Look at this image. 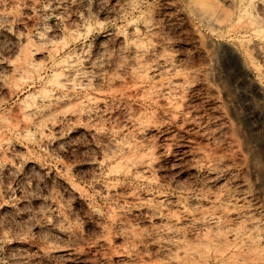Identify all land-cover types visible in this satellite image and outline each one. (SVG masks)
<instances>
[{
    "label": "rangeland",
    "instance_id": "1",
    "mask_svg": "<svg viewBox=\"0 0 264 264\" xmlns=\"http://www.w3.org/2000/svg\"><path fill=\"white\" fill-rule=\"evenodd\" d=\"M212 1L217 28L198 0H0V264H191L176 243L225 207L264 264V26L239 29L264 0ZM25 45L40 81L13 77ZM49 49L78 58L67 89ZM42 89L66 99L38 131L19 114Z\"/></svg>",
    "mask_w": 264,
    "mask_h": 264
},
{
    "label": "bare ground",
    "instance_id": "2",
    "mask_svg": "<svg viewBox=\"0 0 264 264\" xmlns=\"http://www.w3.org/2000/svg\"><path fill=\"white\" fill-rule=\"evenodd\" d=\"M198 1H200L198 4H196L197 6H198V8L200 9L201 8V10H200V16H201V18H202V20L204 21V22H206L209 26H215L216 28L217 27H219V25H220V23H221V20L219 19V16H220V14H218V8H216L214 5H216V4H211V3H209L210 1H212V0H210L209 2H208V0H198ZM229 1H231V3L234 1H232V0H229ZM213 2V1H212ZM214 3H215V1H214ZM234 4V3H233ZM129 6V5H128ZM132 5H130V8H132V7H134V6H132ZM195 8V7H194ZM196 9V8H195ZM199 9H196V10H198L199 11ZM221 10V9H220ZM127 11H128V9H127ZM197 11V12H198ZM199 13V12H198ZM252 14V13H251ZM255 17V16H254ZM220 20V21H219ZM244 21V20H243ZM136 22V21H135ZM246 23V22H245ZM141 25H143V22H142V24ZM242 26H244V23H243V25ZM242 26H240V28L239 29H244V31L245 30H252L253 32H255L256 33V31H257V34H258V32H259V30H260V28L262 27V26H264V25H262V23H261V21H259V20H257L256 18L254 19V18H252V19H249L248 20V22L246 23V26H244V27H242ZM136 27V25L134 26V27H132V28H134V29H137V28H135ZM138 27V26H137ZM146 27V26H145ZM144 27V28H145ZM148 28V27H147ZM149 29V28H148ZM234 30V29H233ZM262 30H264V29H262ZM252 31H251V33H252ZM136 32V31H135ZM233 32V31H232ZM247 32V31H246ZM254 33V34H255ZM228 34V33H227ZM38 38V40L39 39H41V38H39L40 37V33L39 34H37V32H36V34H35ZM34 35V36H35ZM27 36V35H26ZM256 37V36H255ZM20 39V38H19ZM24 39V38H23ZM26 41V40H25ZM27 43L29 42V40L27 39V41H26ZM26 43V44H27ZM125 43V42H124ZM126 43H127V41H126ZM128 44V43H127ZM126 44V45H127ZM48 48V47H47ZM52 48V47H51ZM139 48H141V47H139L138 46V44L136 43V42H131V43H129L128 44V46H127V49H131V50H133L135 53H133L134 55H136V52H138V49ZM53 49H55V48H53ZM247 49V48H246ZM258 49H259V47H258ZM53 50H48L47 51V53H45V55H47V57H48V59H53V56L56 54H53L54 52H52ZM129 51V50H128ZM258 52H259V50H257ZM38 53V50L37 49H34V48H31V46H29V45H25V47H23L21 50H20V53H19V55H18V57H17V59H15V61H12L11 63H10V67H11V71H12V73H13V77H19V78H21V79H25L26 81L28 80V81H30V82H35V81H40L41 80V69H40V65L35 61V59H34V56L36 55ZM131 53V52H130ZM142 54H143V52H141ZM257 53V52H256ZM258 54V53H257ZM69 55V54H68ZM142 56V55H141ZM260 56H261V54H260ZM262 56H264V54H262ZM133 57V56H132ZM137 58L138 57H140V56H136ZM76 57H74V56H72V54L71 55H69V56H67V57H65V58H62L61 60H54L53 59V64L55 65V66H60V70H61V74H57V75H60L59 76V78L57 79L56 78V80H54V82L53 83H51V86H56V87H59L60 89L61 88H66L67 86L69 87V85H70V82L72 81V77H73V79H74V74H76V71H77V61H78V58H76ZM134 58V57H133ZM136 58V59H137ZM83 59V58H82ZM81 60V59H80ZM79 60V61H80ZM138 60V59H137ZM140 60V59H139ZM169 61V60H168ZM136 62V61H135ZM138 62V61H137ZM137 62H136V64H137ZM130 63H131V61H130ZM146 63V62H145ZM9 64V63H8ZM135 64V65H136ZM142 64V63H141ZM82 65V64H81ZM131 65V64H130ZM132 66H133V64H132ZM131 66V67H132ZM138 67V66H137ZM136 67V68H137ZM144 68V66L142 65L141 66V68ZM153 67V66H152ZM139 68H140V66H139ZM138 68V69H139ZM146 69H143V70H141V73H147L149 70H147V67H145ZM149 69V68H148ZM79 71H80V69H78ZM78 71V72H79ZM82 71H84V70H82ZM81 71V72H82ZM144 71V72H143ZM147 71V72H146ZM258 71V70H257ZM131 74H138L136 71H135V68H134V66H133V69L131 70ZM136 72V73H135ZM139 72V71H138ZM261 72V71H260ZM262 73V72H261ZM80 74V73H79ZM140 75H142V74H140ZM82 76V75H81ZM144 76H147L146 74H144ZM136 78V77H135ZM141 78V77H140ZM53 79H55V76H54V78ZM143 79V78H142ZM78 80V79H77ZM162 80V79H161ZM76 81V80H75ZM78 81H80V80H78ZM51 82V81H50ZM76 83V82H75ZM169 83V82H168ZM167 83V84H168ZM47 84V83H46ZM48 84H50L49 82H48ZM76 85V84H75ZM80 85V84H79ZM83 85V84H82ZM173 85V84H172ZM51 86H50V88H51ZM74 86V85H73ZM169 86V85H168ZM18 87V86H17ZM16 87V88H17ZM71 87H72V85H71ZM75 87H78V85L77 86H75ZM160 87V86H159ZM172 87V86H171ZM170 87V88H171ZM74 88V87H73ZM154 88V87H153ZM164 88V87H163ZM169 88V87H168ZM173 89H174V87H172ZM172 88H171V90H172ZM67 89V88H66ZM78 89V88H77ZM162 89V88H161ZM70 90V89H69ZM75 90V89H74ZM79 90V89H78ZM168 90V89H167ZM146 91H148L149 92V90L148 89H146ZM160 91V90H159ZM165 91V90H164ZM173 91V90H172ZM174 92V91H173ZM156 93V92H155ZM36 94V93H35ZM148 94V93H147ZM172 94V93H171ZM173 95V94H172ZM172 95H170V96H172ZM68 98V97H67ZM176 98V97H175ZM65 97H63V96H57V95H54L53 93H52V91L51 90H46V89H42V90H39V92L37 93V95H32V96H29L28 98H27V100H29V102H30V100H31V102L30 103H28L27 101H25L24 102V107H22V106H20V108H21V112H20V118H21V120H23V121H26V122H28L29 123V125H32L33 127L34 126H36L37 128H38V131L40 130V131H42V128H41V126H40V121L43 119V118H45L46 116H48L49 114H51L52 112H54L55 110H56V108L59 106V105H61L62 103H64V101H65ZM169 99V98H168ZM67 101V100H66ZM27 102V103H26ZM26 103V104H25ZM18 110V109H17ZM14 119H16V117L14 118ZM18 120V119H17ZM2 121V120H1ZM9 122H10V120H9ZM13 122V121H12ZM26 124V123H25ZM7 125V124H6ZM10 125V124H9ZM16 126H17V123H16ZM15 126V127H16ZM22 126V125H21ZM11 127V126H10ZM35 127V128H36ZM29 128V127H28ZM41 135H42V133H41ZM2 144H1V140H0V146H1ZM3 146V145H2ZM137 147V146H136ZM135 147V148H136ZM132 148V147H131ZM0 149H1V147H0ZM134 150V149H133ZM136 163V162H135ZM132 165V164H131ZM216 198V197H215ZM223 207V206H222ZM216 210V209H215ZM212 211V212H209L208 210V212L207 211H205L206 213H202V212H204V211H202L201 213V215H202V218L201 219H199V218H197L198 219V221L199 220H201L202 222L200 223V221H199V223L200 224H203V223H206V224H208L209 225V227L210 226H212L213 228H214V230L212 229V231H210V229L211 228H207V229H209V232H206L205 234H203V236L201 237V240L199 241V246H198V249L196 248L197 247V245L195 246L194 245V247H195V249H192L193 247H192V245L191 244H185L184 245V243L183 244H180L181 243V241L179 242V243H176L175 241V243L176 244H179L180 246L181 245H183L184 247H189L188 245H190L191 247V249H187V250H184V248H183V252H184V254H182V255H186V256H188V258H193L192 259V261H190V259H189V261L190 262H192L191 264H206V261L208 260V259H210V258H212L213 260H217L218 261V263H216V264H242L243 262L238 258V255H240L239 253L240 252H242L241 250L239 251L238 249H241V247L244 245V244H246V245H248V244H251V245H253V246H250V247H252V248H254V249H257L256 248V246H257V242H258V240H260V237H259V232H258V230H256L255 231V229H256V226H257V224H256V222H257V220H256V222H254V221H249V222H251V223H249L250 224V228L249 229H247V227L249 226V225H247L246 227H244V225H242V227H244V228H241V225H239V227L240 228H229V230H227V231H224V230H222L223 228H225L226 226H225V223H227V221L225 222L224 221V217H226V215L228 214V213H230V211H229V208L227 209L226 207L225 208H223V209H221L220 211H218V212H216V211ZM217 210H219V209H217ZM186 211V210H185ZM211 211V210H210ZM194 218V217H193ZM193 218H191L192 219V221H193V223L195 222V220L197 221V219L195 218V220H193ZM226 218H228V217H226ZM225 218V219H226ZM252 218V217H251ZM197 221V222H198ZM190 222H191V220H190ZM189 223V222H188ZM192 223V222H191ZM190 223V224H191ZM248 223V222H247ZM243 224V223H242ZM196 225H198V224H196ZM204 226V225H203ZM225 226V227H224ZM169 227H171V226H169ZM205 227V226H204ZM227 227H229V225L227 226ZM235 227H237V226H235ZM170 229L171 228H168V229H166L165 231H169L170 232ZM226 229H228V228H226ZM258 229V228H257ZM172 232V231H171ZM178 232V231H177ZM176 233V232H175ZM178 237V236H177ZM166 238V237H165ZM231 239V241H229ZM262 239V238H261ZM175 240V239H174ZM257 241V242H256ZM170 242V241H169ZM184 242V241H183ZM256 242V243H255ZM174 243V244H175ZM198 243V242H197ZM254 243H255V245H254ZM258 244H260V243H258ZM178 245V246H179ZM259 246V245H258ZM246 247V249H247V246H243L242 248H245ZM250 247H248L249 248V250H250ZM180 248V247H179ZM235 249L238 253H236V252H231L232 250L231 249ZM253 249V250H254ZM231 250V251H230ZM245 250V249H244ZM248 250V249H247ZM256 251V250H255ZM261 251V250H260ZM259 251V252H260ZM249 252V251H248ZM258 252V253H259ZM251 253V252H250ZM261 253V255H257V256H259V258L260 257H262V254H264V252H260ZM242 255H244V251H243V254ZM242 255H240V256H242ZM245 256V255H244ZM246 256H247V258H246ZM244 258H246L247 260L248 259H251V258H248V255H246ZM257 256H255L254 255V257H257ZM243 257V256H242ZM241 257V258H242ZM252 257V256H251ZM186 258V257H185ZM253 258V257H252ZM196 261H195V260ZM211 260V259H210ZM212 260V261H213ZM243 260V259H242ZM245 260V259H244ZM247 260H245L246 261V263H247ZM254 261H255V259H253ZM188 261V260H187ZM186 261V262H187ZM211 261V262H212ZM248 261H250V260H248ZM254 261H253V263H254ZM178 262H180V261H178ZM177 262V263H178ZM184 262H185V260H184ZM185 262V263H186ZM215 262V261H214ZM242 262V263H241ZM176 262H175V264H177ZM183 263V262H182ZM179 264V263H178ZM213 264H215V263H213Z\"/></svg>",
    "mask_w": 264,
    "mask_h": 264
}]
</instances>
